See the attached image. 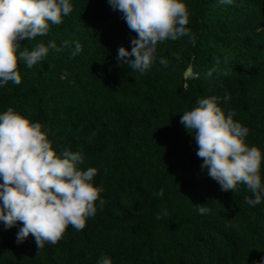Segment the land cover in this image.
I'll use <instances>...</instances> for the list:
<instances>
[{"label":"trees","instance_id":"obj_1","mask_svg":"<svg viewBox=\"0 0 264 264\" xmlns=\"http://www.w3.org/2000/svg\"><path fill=\"white\" fill-rule=\"evenodd\" d=\"M70 2L72 11L47 34L18 41L20 50L48 41L61 50L49 49L31 68L17 61L21 82L0 87V112L12 107L41 123L57 153L79 151L80 167L97 170L93 183L103 187L104 203L95 202L83 229L69 225L40 249L31 234L15 242L20 222L0 223V264H96L102 254L112 264L259 262L264 198L249 206L242 183L221 191L201 171L180 116L217 96L225 115L233 110L248 128L245 143L264 157V0H184L189 35L159 42L157 61L143 74L117 62L118 47L130 50L137 35L118 10L107 0ZM74 42L81 45L76 55ZM260 172L264 183V158Z\"/></svg>","mask_w":264,"mask_h":264},{"label":"clouds","instance_id":"obj_2","mask_svg":"<svg viewBox=\"0 0 264 264\" xmlns=\"http://www.w3.org/2000/svg\"><path fill=\"white\" fill-rule=\"evenodd\" d=\"M107 3L121 13L127 27L137 34L130 38V50L118 47L117 62L141 74L157 61L159 42L189 35L184 0ZM217 3L231 5L233 0ZM71 11L70 0H0V87L9 81L21 82L18 60L31 68L49 49L61 50L52 41L38 42L30 51L20 50L18 41L44 36L50 24L61 23L62 17ZM189 42L194 43V39L190 37ZM74 44L72 55L81 50L79 42ZM158 62L166 64L162 57ZM213 70L209 69L208 75ZM229 99L225 92L224 104ZM219 100L217 96L198 99L195 107L180 116V122L195 139L196 155L202 158L201 171L206 169L221 191H235L238 184H244L251 193V198L245 196L244 202L255 206L264 198L260 172L264 157L258 147L245 143L248 128L234 121L233 110L225 115ZM47 134L48 129L41 123L30 121L12 107L0 112V223L8 229L20 222L15 242L22 243L31 234L38 249L46 242L55 244L69 225L83 229L86 219L96 213L95 202L99 199L100 205L104 203L99 197L103 187L93 183L96 168L82 169L84 157L79 151H54ZM163 192L161 188L155 195L162 196ZM195 207L198 214L209 211L204 205ZM96 264L112 261L102 254ZM253 264H264V257Z\"/></svg>","mask_w":264,"mask_h":264}]
</instances>
